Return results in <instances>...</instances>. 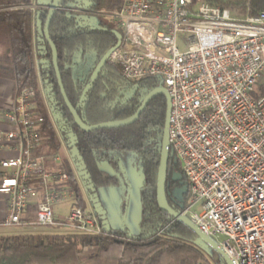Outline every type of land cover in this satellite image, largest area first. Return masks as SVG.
<instances>
[{
    "label": "built area",
    "instance_id": "built-area-1",
    "mask_svg": "<svg viewBox=\"0 0 264 264\" xmlns=\"http://www.w3.org/2000/svg\"><path fill=\"white\" fill-rule=\"evenodd\" d=\"M104 16L122 31L107 61L127 80L158 79L169 94L168 144L189 189L181 214L232 264H264V10L239 18L202 0H122ZM179 34L187 35L183 51ZM46 112L28 87L0 107V146L17 152L0 160V227L101 235L94 211L76 205L68 173L46 165ZM67 201V213L55 215Z\"/></svg>",
    "mask_w": 264,
    "mask_h": 264
},
{
    "label": "trees",
    "instance_id": "trees-1",
    "mask_svg": "<svg viewBox=\"0 0 264 264\" xmlns=\"http://www.w3.org/2000/svg\"><path fill=\"white\" fill-rule=\"evenodd\" d=\"M202 1L223 8L243 7L250 15L264 10V0ZM30 3L31 0H0V79L11 81L15 93L24 87L34 89L39 110L45 114L39 90L42 85L59 126L58 134L53 122L45 120L43 145L57 152L61 141L67 140V134H73L96 192L99 187H115L122 179L115 174H103V162L119 167V154L136 153L143 175L139 189L141 212L136 234L113 228L101 235L77 232L0 234V264H216L205 254L196 234L162 211L156 202L165 96L152 97L137 120L129 125L89 132L79 129L61 96L50 46L42 32L50 0H35L37 7H31ZM60 4L63 8L77 10L111 11L120 8L122 0H61ZM88 17L84 12L57 9L50 21L49 37L57 51V66L65 94L88 125L129 117L146 94L162 84L154 77L127 80L120 66L107 59L102 61L116 45L122 31L112 22L92 25ZM88 55L93 57L92 65L86 67L83 74L76 72L79 63L87 65ZM62 170L69 175L76 205L82 208L75 169L64 163ZM165 194L172 209L184 210L189 197L188 182L171 149ZM84 249L93 252L83 256ZM218 263L224 264L222 260Z\"/></svg>",
    "mask_w": 264,
    "mask_h": 264
},
{
    "label": "water",
    "instance_id": "water-1",
    "mask_svg": "<svg viewBox=\"0 0 264 264\" xmlns=\"http://www.w3.org/2000/svg\"><path fill=\"white\" fill-rule=\"evenodd\" d=\"M48 1V0H44ZM60 4V0H51L49 5H48V11L46 15V19L42 28V32L44 35V38L47 42V44L50 46L51 50V63L53 65L56 78H57V83L59 85L60 93L63 98V101L68 108L69 112L71 113L74 122L76 123L77 127L81 129L82 131L89 132L95 129L99 128H113V127H120V126H126L131 123H133L139 115L142 113L144 108L146 107L148 101L154 97L155 95L162 94L165 96L166 99V115H165V122H164V128H163V133H162V139H161V147H160V157H159V164H158V170H157V178H156V202L158 207L166 212L169 216H171L174 220L180 222L184 226H186L188 229H190L192 232L196 234L198 237L199 241L205 243L208 245L210 248H212L215 252H217L221 260L224 262V264H232L231 260L227 256V254L223 251L222 248H220L217 243L210 238L209 236L205 235L201 231H199L194 225L190 223V221L181 214V212H177L174 209H172L166 199V194H165V184H166V173H167V165H168V158H169V144H168V124H169V114H170V97L169 94L166 90L165 87L159 86L151 91H149L146 96L143 98L141 101L139 107L137 110L130 115L129 117L123 118V119H118V120H111V121H105V122H100L96 124H91L88 125L84 123L79 115L77 114L75 108L71 105L69 102L64 88L61 83L59 71H58V66H57V51L56 48L51 41L49 37V25L51 18L55 12V10L58 8ZM118 42L116 43L115 46L119 44L120 41V35H118ZM113 46L104 56L102 61L107 59V56L109 52L115 47ZM46 95V91H45ZM55 116V115H54ZM56 118V117H55ZM67 140L65 141V146L68 149V153L71 159V162L73 163L76 173L79 177V179L82 182V185L84 186V189L87 193L88 200L91 204V208L94 211V213L97 215L98 219L100 220L102 229L104 232H109L111 230L110 223L108 221L107 215H106V210L103 208L99 195L95 191V187L93 183L91 182V178L89 177V173H87L85 169V165L82 163L81 157L79 155V152L75 146V136L71 133L67 134Z\"/></svg>",
    "mask_w": 264,
    "mask_h": 264
},
{
    "label": "rangeland",
    "instance_id": "rangeland-1",
    "mask_svg": "<svg viewBox=\"0 0 264 264\" xmlns=\"http://www.w3.org/2000/svg\"><path fill=\"white\" fill-rule=\"evenodd\" d=\"M30 4L31 7H34L35 1L31 0ZM228 8L230 9L233 16L239 18L243 17L247 12V10L243 9V7L239 8L238 6H235L233 8L230 7ZM76 11L84 12L85 14H87L89 16L92 25H98L100 23L107 25L109 22H111L106 16H104V14L110 12L109 10L106 9L95 10V12H91L89 10H76ZM186 45H187V35L179 34L178 36L179 49L183 51L186 48ZM86 62H87L86 66L82 65V63L76 65L75 68L76 72L83 74L87 71L86 67L92 65L93 63L92 55H88L86 57ZM39 90L41 92V99H43V103L45 104L46 95L44 92V88L42 87L41 84L39 85ZM45 106L46 104L44 105V107ZM45 115H47V112H45ZM49 117L52 118V116ZM51 121L53 122L55 129L59 134V130L55 122L53 121V119H51ZM59 138H61V136H59ZM58 153L61 157H64L66 155L67 159H69V161L71 162L68 149H66L64 142L62 144V148L58 151ZM118 158H119L118 160L119 167L108 165L107 163L103 162L101 164V169L103 174L105 175L115 174L116 176H119L120 179L122 178L119 185L115 187H99L97 189V193L100 196L103 205L106 206V208L109 211V219L111 220L112 228L117 230L121 228H126L129 233L133 234L138 230L137 221L139 219L138 217H139V209H140V201H139L140 188L138 189L137 183L134 182L133 169L136 170V162L133 161L134 162L133 163L131 158L137 160L139 156L134 152H125L123 154H119ZM71 165L72 168L75 169L72 162ZM139 170H141L140 166H139ZM79 182H80L81 197L83 202L82 209L84 210L92 209L91 204L87 197V193L80 179ZM69 205H70V201H67L64 203H60L59 206L57 205L55 206L56 208L55 207L54 208L56 211L62 212L63 215H65L69 209ZM126 211L129 212L128 218H126V216L124 215ZM36 230L42 231L43 233H51L52 231L61 233L62 231V229L48 228V227L45 229H36ZM64 233H69V231ZM198 243L202 247L205 254L208 256V258L212 260L214 263L219 264L218 261L221 260L220 255L205 243L201 241H199ZM92 252H93L92 249H84L83 256H87Z\"/></svg>",
    "mask_w": 264,
    "mask_h": 264
},
{
    "label": "crops",
    "instance_id": "crops-1",
    "mask_svg": "<svg viewBox=\"0 0 264 264\" xmlns=\"http://www.w3.org/2000/svg\"><path fill=\"white\" fill-rule=\"evenodd\" d=\"M33 52L35 54L34 49H33ZM16 94L17 93H15L13 90V83L11 81L0 79V107H4L8 102H10V100H12L14 98V96ZM43 147L44 148L42 149V151L44 153H46L48 156L46 159V165L49 169H62V166L64 163H67L72 167L71 162L69 161V159H67L66 155L64 157L60 156V160H54L52 155H53V153H58V151L57 152H51L47 146L43 145ZM61 148H62V144H61ZM16 154H17L16 150L8 148V147H1L0 146V160L7 159L10 157H14ZM131 160H132V162L133 161L136 162V170L133 169V177H134V182L137 183V186L139 189L142 182H143V175L141 174L142 173L141 170H139L140 159L137 158V160H135L134 158H131ZM109 175H112V174H109ZM79 184H80V182H79ZM99 198H100V196H99ZM38 199H39L38 195L32 196V198L30 200V204L27 207L26 216L28 218L32 219V217L34 216V211L36 209L35 202ZM100 201H101V198H100ZM101 204H102L103 208L106 210V215H107L108 221H109L110 226H111V220L109 219V211L106 208V206L103 205L102 201H101ZM57 205L59 206L60 204H56L55 206H57ZM55 208H54L55 215L63 216V213L56 211ZM31 209H34V211H31ZM140 212H141V205H140V209H139V217H138L139 219L137 221V227H138V223L140 220ZM4 214H5V196L0 192V216H4ZM124 215L126 216V218H128L129 212L126 211ZM45 228H47V227H41V226L0 227V234L43 233L42 231H39L36 229H45ZM111 228H112V226H111ZM115 230H117V229H115ZM119 230H126L127 231L126 228H121ZM52 232H56V231H52ZM64 232H67V230L62 229L61 233H64ZM137 232H138V230L133 234H136ZM57 233H59V232H57Z\"/></svg>",
    "mask_w": 264,
    "mask_h": 264
},
{
    "label": "flooded vegetation",
    "instance_id": "flooded-vegetation-1",
    "mask_svg": "<svg viewBox=\"0 0 264 264\" xmlns=\"http://www.w3.org/2000/svg\"><path fill=\"white\" fill-rule=\"evenodd\" d=\"M34 1H35V0H34ZM43 1H44V0H43ZM50 1H51V0H50ZM60 2H61V0H60ZM34 7H37L36 4L34 5ZM57 9H67V10H70V11H76V10H77V9H73V8H71V7H69V8H63L61 4H59V6H58ZM57 9H56V10H57ZM89 11H91V12H95V11H93V10H89ZM88 19H89V17H88ZM89 21H90V19H89ZM121 37H122V36H120V39H121ZM45 104H46V108H47V110H48V112H49V115L52 116L51 119H53V121L55 122L56 126L59 127V126L57 125V121L55 120V119H56L55 116H54V115H55V111H54L53 108H52V103L49 102L47 96L45 97ZM58 130H59V128H58Z\"/></svg>",
    "mask_w": 264,
    "mask_h": 264
}]
</instances>
